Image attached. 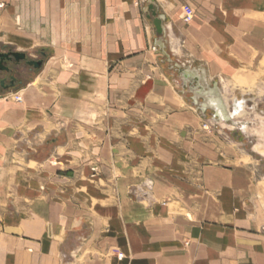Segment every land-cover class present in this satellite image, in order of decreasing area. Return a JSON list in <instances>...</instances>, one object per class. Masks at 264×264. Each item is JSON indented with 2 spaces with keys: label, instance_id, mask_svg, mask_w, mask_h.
<instances>
[{
  "label": "crops",
  "instance_id": "0c3cea01",
  "mask_svg": "<svg viewBox=\"0 0 264 264\" xmlns=\"http://www.w3.org/2000/svg\"><path fill=\"white\" fill-rule=\"evenodd\" d=\"M5 3L0 264H264V175L201 127L264 0Z\"/></svg>",
  "mask_w": 264,
  "mask_h": 264
},
{
  "label": "rangeland",
  "instance_id": "374dc122",
  "mask_svg": "<svg viewBox=\"0 0 264 264\" xmlns=\"http://www.w3.org/2000/svg\"><path fill=\"white\" fill-rule=\"evenodd\" d=\"M250 19L264 25L263 16H254ZM253 34L250 43V63L235 70L231 77L232 80L219 82L228 103L232 104L233 99L239 102L241 115L224 121V119L215 117L212 113L202 114L201 127L203 133L211 134L217 138L219 154H232L236 159L234 161L235 166L243 164L248 166L256 175L263 176L264 52H259L258 43L264 45V39L259 40L257 33ZM8 75L13 76L12 73ZM14 88H17V86ZM231 112L234 113L233 110Z\"/></svg>",
  "mask_w": 264,
  "mask_h": 264
},
{
  "label": "water",
  "instance_id": "95a60500",
  "mask_svg": "<svg viewBox=\"0 0 264 264\" xmlns=\"http://www.w3.org/2000/svg\"><path fill=\"white\" fill-rule=\"evenodd\" d=\"M146 11H152V17H153V25L156 29L157 34L162 35L163 34V26H162V19L156 15L155 12H153V5L150 3L148 5V8ZM26 60V55L23 53L18 52H5L0 53V72H5L7 74L11 73L10 67L7 65V63L14 62L19 63L20 61ZM28 66L39 68L42 65V61H26ZM16 78L14 76L10 77V83L9 85L5 86V81H1V85L4 86L6 89H12L16 86Z\"/></svg>",
  "mask_w": 264,
  "mask_h": 264
},
{
  "label": "bare ground",
  "instance_id": "6f19581e",
  "mask_svg": "<svg viewBox=\"0 0 264 264\" xmlns=\"http://www.w3.org/2000/svg\"><path fill=\"white\" fill-rule=\"evenodd\" d=\"M233 86V85H232ZM237 88V87H236ZM243 91V90H242ZM207 100V98H206ZM208 101H210V104L208 102L209 105H211V109L214 110V116L224 119V121H228L229 119H231L234 116H239L241 115L240 112H237V102L235 101L234 103V111L235 114L229 113L228 112V108H232V104L230 106H228L227 100L226 98H224L223 96H218V97H211ZM234 101V99L232 100ZM207 102L205 103V106L208 105ZM241 109V108H240ZM255 115V114H254ZM260 119V118H259ZM264 123V122H263ZM261 127V126H260ZM262 128V127H261ZM254 131V130H253ZM258 132V131H257ZM262 132V131H261ZM256 133V132H254ZM260 134V133H259ZM261 145V144H260ZM260 147V146H259ZM258 147V148H259ZM257 148V147H256ZM259 150V149H258ZM261 150V149H260ZM263 153V152H262ZM264 155V154H263Z\"/></svg>",
  "mask_w": 264,
  "mask_h": 264
},
{
  "label": "built area",
  "instance_id": "2783aa9c",
  "mask_svg": "<svg viewBox=\"0 0 264 264\" xmlns=\"http://www.w3.org/2000/svg\"><path fill=\"white\" fill-rule=\"evenodd\" d=\"M5 7H6L5 0H0V13L5 9ZM192 19H193L192 14H191L188 10H186V11L184 12L183 20H184L186 23H189V22L192 21ZM13 99H14L16 102H21V100H22L21 95H19V94H15V95L13 96ZM118 258L121 259V258H122V255L120 254V255L118 256Z\"/></svg>",
  "mask_w": 264,
  "mask_h": 264
}]
</instances>
